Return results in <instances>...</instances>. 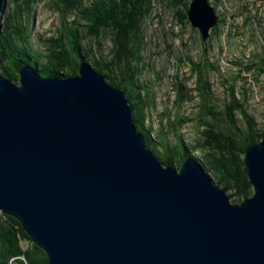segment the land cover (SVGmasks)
Listing matches in <instances>:
<instances>
[{
	"label": "water",
	"instance_id": "95a60500",
	"mask_svg": "<svg viewBox=\"0 0 264 264\" xmlns=\"http://www.w3.org/2000/svg\"><path fill=\"white\" fill-rule=\"evenodd\" d=\"M189 18L204 40L220 20L210 0ZM2 68L0 215L48 264H264V138L245 155L254 195L235 203L195 159L165 165L127 92L91 63L74 76L25 64L19 81Z\"/></svg>",
	"mask_w": 264,
	"mask_h": 264
},
{
	"label": "trees",
	"instance_id": "16d2710c",
	"mask_svg": "<svg viewBox=\"0 0 264 264\" xmlns=\"http://www.w3.org/2000/svg\"><path fill=\"white\" fill-rule=\"evenodd\" d=\"M32 1L9 0L11 9L8 8L4 18L5 27L0 32L2 71L7 77L19 81V69L25 64L34 67L42 76H74L79 73L82 61L89 62L97 71L106 76L110 84L127 92L128 100L134 109L138 130L145 135L148 147L165 165L174 164L180 168L185 159L191 157L212 173L217 183L231 191L230 196L233 198V202H241L253 194V187L245 166V153L249 145L261 138V134L251 135L248 123L246 127L238 126L233 105L224 107L228 116L226 118L225 113L219 110L217 103L211 101L213 96L206 86L207 70L205 74L203 71L205 65H201L203 73L199 75L200 84L198 85L202 95L201 109L197 114V120L192 119L197 121V138L193 145L186 143L183 134L180 133L182 123L188 117L180 115L174 119L170 117L167 123L162 122L156 133H154V127L148 123V120L150 121L149 110L155 106V95L153 90L142 80L141 75L146 66L142 55V47L145 43L143 25L151 12L152 0H53L63 16L60 30L57 36L52 35L45 38L40 35L41 42L33 40L31 36L32 25L30 22L34 3ZM73 1L75 2L73 3ZM167 1L172 8L182 5L180 8L184 7L187 12L191 3L186 2L187 0ZM133 2H136L137 5ZM133 6L137 8L133 9ZM135 12L137 18L134 17ZM67 13L75 15L71 23L67 22ZM134 18L137 19V22ZM122 23H128L126 24L128 29L125 27L127 30L122 29L124 26ZM121 24L122 27L119 26ZM133 24L134 26L130 29L129 26ZM120 29H122V33H120L122 35H124L123 31L128 32V35H124L126 36L124 38L128 36V42L122 36L127 43L122 44L125 46L129 44V50L119 44L121 40H117L121 39ZM106 33L112 37L111 40L114 38L112 40L113 49L109 55L103 53L102 38ZM93 41L98 42L96 49ZM39 43L45 44L46 49H40ZM121 47L123 50L125 49L122 52L119 51ZM116 53L119 54L115 56ZM176 91L175 105L181 112L184 103L191 96L187 95L183 86L179 85ZM242 112L246 116L248 115L246 110H242ZM247 119L250 123L251 118ZM171 132L177 136L174 143L169 139ZM195 150H199L201 153L195 155ZM228 162L230 163L228 164ZM232 174L234 175L232 176ZM27 243L29 245L25 247L24 245ZM15 258L18 259V264H48L46 252L34 243L20 221L2 213L0 215V264H11V260Z\"/></svg>",
	"mask_w": 264,
	"mask_h": 264
},
{
	"label": "rangeland",
	"instance_id": "374dc122",
	"mask_svg": "<svg viewBox=\"0 0 264 264\" xmlns=\"http://www.w3.org/2000/svg\"><path fill=\"white\" fill-rule=\"evenodd\" d=\"M191 1L187 0L188 3ZM210 2L216 7L222 20L212 28L210 37L204 40L201 30L190 20L189 10L187 12L184 7L180 8L182 5L172 8L167 0H152L151 12L145 19V26L143 25L145 43L142 55L146 66L141 75L155 95V106L149 110L148 123L154 127L156 133L162 122L167 123L170 117H188L182 123L180 133L186 143L193 144L197 138V121L192 119L197 120L202 103V95L198 89L199 75L203 71L205 74L207 70L206 86L213 96L211 101L217 103L226 118L228 116L224 107L233 105L238 126L245 127L248 123L249 130L254 135H258L256 131L260 132L261 138L259 136L260 139L256 141L259 142L264 138V0ZM32 3L33 40L40 41V35L45 38L57 36L63 16L54 1L33 0ZM8 8L11 9L9 0L3 13L2 30ZM74 16L67 13V22L71 23ZM102 41L103 53L109 55L113 46L110 35L106 33ZM93 45L96 49L98 42L93 41ZM38 47L46 49L45 44L39 43ZM128 47L129 44L126 49ZM201 65H205V70ZM179 85H184L187 95L191 96L184 103L181 112L175 105ZM242 110H246L248 115L243 114ZM249 117L250 123L247 119ZM152 135L154 136L153 133ZM169 139L174 143L176 134L171 132ZM194 153L199 155L201 152L195 150ZM207 173L216 182L215 176L209 171ZM252 187L253 194L250 196L255 191L253 185ZM227 191L230 195L231 191ZM28 245L29 243L24 246ZM17 260H11V264H18Z\"/></svg>",
	"mask_w": 264,
	"mask_h": 264
},
{
	"label": "bare ground",
	"instance_id": "6f19581e",
	"mask_svg": "<svg viewBox=\"0 0 264 264\" xmlns=\"http://www.w3.org/2000/svg\"><path fill=\"white\" fill-rule=\"evenodd\" d=\"M70 1H71V0H70ZM160 1H161V0H160ZM169 1H170V0H169ZM179 1H180V0H179ZM74 2H75V1H73V3H74ZM186 2H187V1H186ZM186 2H183V3H186ZM133 3H134V2H133ZM131 4H132V3H131ZM134 4L137 5L136 2H135ZM151 4H152V3H151ZM79 5H80V4H79ZM148 5H149V4H148ZM188 6H189V5H188ZM73 7H74V5H73ZM222 7H223V6H222ZM70 8H71V7H70ZM111 8H112V7H111ZM136 8H137V7H136ZM136 8H134V6H133V9H136ZM113 10H114V9H113ZM130 10H131V9H130ZM117 11H118V10H117ZM137 11H138V9H137ZM222 11H223V10H222ZM125 12H126V11H125ZM133 12H134V11H133ZM143 13H144V12H143ZM163 13H164V12H163ZM111 14H113V13H111ZM135 14H136V12L134 13V15H135ZM137 14H138V13H137ZM141 14H142V13H141ZM226 15H227V14H226ZM111 16H112V15H111ZM123 16H124V14H123ZM129 16H130V15H129ZM129 16H128V17H129ZM132 16H133V15H132ZM136 16H137V15H135L134 17H136ZM116 17H117V16H116ZM171 17H172V16H171ZM136 18H137V17H136ZM139 18H140V17H139ZM152 18H153V17H152ZM222 18H223V17H222ZM115 19H116V18H115ZM111 20H112V19H111ZM129 20H130V18H129ZM132 20H133V19H132ZM134 20H135V18H134ZM115 21H116V20H115ZM118 21H119V20H118ZM120 21H121V20H120ZM120 21H119V22H120ZM130 21H131V20H130ZM135 21L137 22V19H136ZM135 21H134V22H135ZM116 22H117V21H116ZM131 22H133V21H131ZM136 22H135V23H136ZM30 23H31V22H30ZM119 24H120V23H119ZM122 24H123L124 26H123ZM122 24L119 25V26H120V27L123 26L122 29H123V30H127V29H128V28H127L128 25H126V24H128V23H126V24L122 23ZM140 24H141V23H140ZM172 24H173V23H172ZM109 25H110V24H109ZM136 25H137V24H136ZM133 26H134V24H133L132 26H129L130 29H131V27H133ZM138 26H139V25H138ZM144 26H145V25H144ZM120 27H119V28H120ZM125 27H126L127 29H126ZM219 27H220V26H219ZM139 28H140V27H139ZM122 29H120L121 32H119V34L122 33ZM137 29H138V28H137ZM217 30H218V29H217ZM118 31H119V29H118ZM180 31H181V30H180ZM214 31H215V30H214ZM111 32H112V31H111ZM111 32H110V33H111ZM129 32H130V31H129ZM135 32H136V31H135ZM140 32H141V31H140ZM173 32H174V31H173ZM123 33H124V35H125V34L128 35V34H127V33H128L127 31H123ZM134 34H135V33H134ZM134 34H133V35H134ZM120 35H121V36H120ZM120 35H119V36L121 37V39H117V40H118V41L121 40V43H119V44H121L122 47H124L125 45L122 44V43H125V40H124V39H126V41H127L128 36H127V38H124V37H126V36H124V35H122V34H120ZM117 36H118V34H117ZM122 36H123L124 39L122 38ZM144 36H145V35H144ZM144 36H143V37H144ZM120 37H118V38H120ZM78 38H79V37H78ZM81 38H82V36H81ZM111 38H112V37H111ZM113 39H114V38H113ZM113 39H112V40H113ZM122 39H123V40H122ZM173 39H174V38H173ZM77 40H78V39H77ZM115 40H116V39H115ZM130 40H131V39H130ZM176 40H177V39H176ZM122 41H124V42H122ZM135 41H136V40H135ZM135 41H134V42H135ZM142 41H143V40H142ZM186 41H188V40H186ZM100 42H101V41H100ZM127 42H128V41H127ZM125 44H127V43H125ZM139 45H140V44H139ZM139 45H138V46H139ZM171 45H172V43H171ZM119 46H120V45H119ZM127 46H128V45H127ZM127 46H125V49L127 48ZM116 47H117V46H116ZM122 47H121V49L119 50L120 52H122V51L125 50V49L123 50ZM169 47H170V46H169ZM137 48H138V47H137ZM112 49H113V48H112ZM135 49H136V48H135ZM128 50H129V47H128ZM128 50H126V51H128ZM130 50H131V48H130ZM110 51H111V50H110ZM119 51H117V52H119ZM134 51H135V50H134ZM164 51H165V50H164ZM19 52H20V50H19ZM108 53H109V52H108ZM24 54H25V53H24ZM118 54H119V53H116L115 56H117ZM125 54H126V53H125ZM21 55H22V54H21ZM120 55H122V54H120ZM120 55H119V56H120ZM119 56H118V57H119ZM31 57H32V56H31ZM31 57H30V58H31ZM95 60H96V59H95ZM97 61H98V60H97ZM104 63H105V62H104ZM99 64H100V63H99ZM142 64H143V63H142ZM147 65H148V64H147ZM142 66H143V65H142ZM144 68H145V67H144ZM248 68H249V67H248ZM162 76H163V75H162ZM180 83H181V82H180ZM159 84H161V83H159ZM174 84H175V83H174ZM183 86H184V85H183ZM200 119H201V118H200ZM189 120H190V119H189ZM186 121H187V120H186ZM181 123H182V122H181ZM244 125H245V124H244ZM239 127H240V126H239ZM245 127H246V126H245ZM241 128H242V127H241ZM255 129H256V128H255ZM240 130H241V129H240ZM252 130H253V129H252ZM256 130H257V129H256ZM250 131H251V130H250ZM251 133H252V132H251ZM257 133H258V132H257ZM259 133H260V132H259ZM259 133H258V134H259ZM247 134H248V133H247ZM252 134H253V136H254V133H252ZM252 134H251V135H252ZM244 135H245V134H244ZM254 138H255V137H254ZM257 139H258V138H257ZM250 140H251V139H250ZM189 143H190V142H189ZM192 145H193V144H192ZM209 148H211V147H209ZM202 150H203V149H202ZM227 152H228V151H227ZM209 153H210V152H209ZM224 154H225V153H224ZM229 154H230V153H229ZM233 154H234V153H233ZM209 156H210V155H209ZM224 156H225V155H224ZM233 156H234V155H233ZM236 156H237V154H236ZM225 157H226V156H225ZM227 157H228V156H227ZM229 157H230V156H229ZM237 157H239V156H237ZM237 157H235V158H237ZM231 158H232V156H231ZM212 159H213V158H212ZM227 159H228V158H227ZM237 160H238V159H237ZM217 161H219V160H217ZM232 161H233V159H232ZM213 162H214V161H213ZM234 162H235V161H234ZM225 163H226V162H225ZM229 163H230V162H228V164H229ZM215 164H216V163H215ZM236 164H237V163H236ZM221 165H222V164H221ZM213 167H214V166H213ZM233 168H234V167H233ZM227 170H230V169H227ZM226 172H227V171H226ZM213 173H214V172H213ZM232 173H233V171H232ZM229 174H230V173H229ZM224 175H226V174H224ZM233 175H234V174H232V176H233Z\"/></svg>",
	"mask_w": 264,
	"mask_h": 264
}]
</instances>
